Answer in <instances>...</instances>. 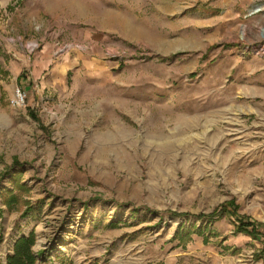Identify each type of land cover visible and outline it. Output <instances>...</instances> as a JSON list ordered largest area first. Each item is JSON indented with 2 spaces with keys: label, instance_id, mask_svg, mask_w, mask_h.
<instances>
[{
  "label": "rangeland",
  "instance_id": "rangeland-1",
  "mask_svg": "<svg viewBox=\"0 0 264 264\" xmlns=\"http://www.w3.org/2000/svg\"><path fill=\"white\" fill-rule=\"evenodd\" d=\"M0 206V264L33 230L39 264H264V0H0Z\"/></svg>",
  "mask_w": 264,
  "mask_h": 264
},
{
  "label": "trees",
  "instance_id": "trees-1",
  "mask_svg": "<svg viewBox=\"0 0 264 264\" xmlns=\"http://www.w3.org/2000/svg\"><path fill=\"white\" fill-rule=\"evenodd\" d=\"M15 180V179H14ZM16 181V180H15ZM27 187L22 184H13V188L2 193V204L8 211L18 210L20 205L27 204L20 196L22 193H27ZM1 207V206H0ZM28 206L26 215H29L32 209ZM4 210L0 208V242L2 240L1 220ZM248 227V226H246ZM251 227V226H250ZM249 227V228H250ZM247 228V229H249ZM245 228V230H247ZM253 230V228H250ZM255 229L252 231L254 234ZM256 236V235H255ZM37 244V235L33 230L28 235L20 236L16 239L12 251L6 256V264H39V255L35 252Z\"/></svg>",
  "mask_w": 264,
  "mask_h": 264
},
{
  "label": "built area",
  "instance_id": "built-area-1",
  "mask_svg": "<svg viewBox=\"0 0 264 264\" xmlns=\"http://www.w3.org/2000/svg\"><path fill=\"white\" fill-rule=\"evenodd\" d=\"M33 49H36L37 48V45L35 44V42H30L29 44ZM26 100V94L25 92L22 93V90H18L17 91V95H16V102L18 104L20 103H24Z\"/></svg>",
  "mask_w": 264,
  "mask_h": 264
},
{
  "label": "bare ground",
  "instance_id": "bare-ground-1",
  "mask_svg": "<svg viewBox=\"0 0 264 264\" xmlns=\"http://www.w3.org/2000/svg\"><path fill=\"white\" fill-rule=\"evenodd\" d=\"M259 8H260V7L256 8V9H255V11H258V10H260Z\"/></svg>",
  "mask_w": 264,
  "mask_h": 264
}]
</instances>
